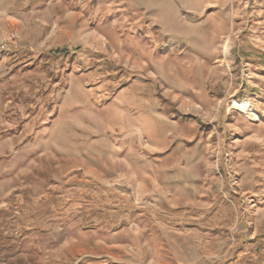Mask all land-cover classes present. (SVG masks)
<instances>
[{
	"label": "rangeland",
	"instance_id": "1",
	"mask_svg": "<svg viewBox=\"0 0 264 264\" xmlns=\"http://www.w3.org/2000/svg\"><path fill=\"white\" fill-rule=\"evenodd\" d=\"M0 264H264V0H0Z\"/></svg>",
	"mask_w": 264,
	"mask_h": 264
},
{
	"label": "bare ground",
	"instance_id": "2",
	"mask_svg": "<svg viewBox=\"0 0 264 264\" xmlns=\"http://www.w3.org/2000/svg\"><path fill=\"white\" fill-rule=\"evenodd\" d=\"M233 105L239 110H244L246 108V104L243 103L241 105H239L238 103H234Z\"/></svg>",
	"mask_w": 264,
	"mask_h": 264
}]
</instances>
